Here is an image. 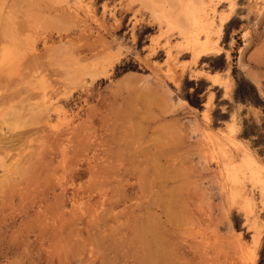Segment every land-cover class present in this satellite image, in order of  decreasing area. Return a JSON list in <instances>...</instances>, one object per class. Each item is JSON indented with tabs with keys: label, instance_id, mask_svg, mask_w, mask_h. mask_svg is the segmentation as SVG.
<instances>
[{
	"label": "rangeland",
	"instance_id": "1",
	"mask_svg": "<svg viewBox=\"0 0 264 264\" xmlns=\"http://www.w3.org/2000/svg\"><path fill=\"white\" fill-rule=\"evenodd\" d=\"M207 1L195 61L140 0H0V264H264V0Z\"/></svg>",
	"mask_w": 264,
	"mask_h": 264
},
{
	"label": "bare ground",
	"instance_id": "2",
	"mask_svg": "<svg viewBox=\"0 0 264 264\" xmlns=\"http://www.w3.org/2000/svg\"><path fill=\"white\" fill-rule=\"evenodd\" d=\"M213 2H215V1H213ZM210 3L211 2H209L207 0H140V6H141L140 8L149 11L152 17H156L161 22L165 23L168 27L177 29L180 32V34L183 35V38L185 40L184 44L186 46V50L190 51L193 54V58L195 61H198L202 57H204L210 53H213V52L221 54L220 49L217 48L216 44H212L211 39H210V33H211L210 29H211V26L213 24L212 22H213L215 9H216V6L214 7ZM232 10H233V6L231 7V11ZM115 14H116V12L114 13V15ZM146 17H147V15H146ZM230 20H231V15H225V17L224 18L222 17V20H220L221 25L218 27L221 28L223 26V24L228 23ZM201 35H204V39L200 38ZM169 51L170 50L168 49V52ZM167 55H169V54H167ZM6 56L7 55L5 54L4 57H6ZM10 57H11V59H14V58H12L11 55H10ZM206 78L209 81H211L213 84H217L220 81V76L217 73H215V74L206 73ZM224 87H225L226 93L231 92L232 87L229 83L226 82ZM231 132H233V129H231ZM241 147H239V148L241 150L243 149L242 155H244V163H245V165L244 164L243 165L246 166V168L251 173L252 177L258 179L259 182H263V180L260 179V175H261V172L263 170V166L256 160V157H253L249 153L250 151L248 152V150L246 148H241ZM230 158H231V156H230ZM230 163H231V160H230ZM223 169H224V166H223ZM249 172H248V174H249ZM238 174H240V173H238ZM227 175H229L234 181L238 180V177H236L235 174L232 175V174H228V172H227ZM226 178H227V176H226ZM232 179H231V181H232ZM239 182H240V180H239ZM244 182H245V180H244ZM244 182H243V184H244ZM245 197H247V196H245ZM247 204H248V202H247ZM248 207H250V206H248ZM245 255H247V254H245ZM253 261H255V260H253Z\"/></svg>",
	"mask_w": 264,
	"mask_h": 264
},
{
	"label": "trees",
	"instance_id": "3",
	"mask_svg": "<svg viewBox=\"0 0 264 264\" xmlns=\"http://www.w3.org/2000/svg\"><path fill=\"white\" fill-rule=\"evenodd\" d=\"M234 73H235V71H234ZM187 84H190L188 79H186L184 81V84H183L184 88L186 87ZM195 93H197V92L195 91ZM252 93L256 97H258V91H257L256 87L252 83H250L249 81H247L244 78L242 79V81H239L238 79L236 80V89H235V92H234V100L236 102L242 103L243 105H251V104L257 105L258 103L253 101V99L251 98ZM197 94H199V93H197ZM194 95L195 94L189 93L187 91L186 95L184 97L193 106L195 105L193 103V101H192V97ZM257 106H259V105H257ZM244 135L246 137L249 136V134L247 132H245ZM262 258H263V255H262ZM262 262H263V260L261 259L259 264H262Z\"/></svg>",
	"mask_w": 264,
	"mask_h": 264
}]
</instances>
